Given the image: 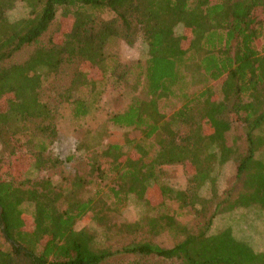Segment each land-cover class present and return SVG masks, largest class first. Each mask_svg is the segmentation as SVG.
I'll return each mask as SVG.
<instances>
[{"label": "trees", "instance_id": "obj_1", "mask_svg": "<svg viewBox=\"0 0 264 264\" xmlns=\"http://www.w3.org/2000/svg\"><path fill=\"white\" fill-rule=\"evenodd\" d=\"M18 1L29 14L11 20L7 11ZM59 8L70 22L64 34L55 38L58 24L46 44H37ZM139 37L144 60L125 64L105 51L113 39L133 44ZM34 44L25 59H14ZM84 64L101 72L96 82L112 75L148 98L109 117L130 129L118 142L89 150L98 177L93 192L78 174L0 177V264H264V250L230 227L209 232L218 214L264 208V161L257 157L264 150V0H0V167L18 146L36 170L60 164L50 150L57 110L40 90L66 65L73 68L68 94L95 96L96 82L80 78ZM174 95L183 102L167 115L158 101ZM73 102L77 116L91 108L87 99ZM177 124L187 130L178 134ZM233 126L240 142L225 136ZM228 161L240 189L221 194L215 168ZM174 164L190 166L185 188L159 181V169ZM153 194L159 199L152 204ZM131 196L158 213L112 221L110 214L121 213ZM25 202L33 207L29 226ZM88 215L102 235L76 227ZM162 233L172 236L171 246L154 241Z\"/></svg>", "mask_w": 264, "mask_h": 264}, {"label": "rangeland", "instance_id": "obj_2", "mask_svg": "<svg viewBox=\"0 0 264 264\" xmlns=\"http://www.w3.org/2000/svg\"><path fill=\"white\" fill-rule=\"evenodd\" d=\"M62 8H59L56 18L50 26L49 30L39 39L37 44H46L49 35L60 25L59 31L55 34V38L60 39L64 31L69 25V20L62 14ZM29 14L28 8L21 1H18L13 8L7 11L8 17L13 20ZM175 32L182 34V26L177 25ZM187 38V36L185 35ZM37 44L23 48L16 56V61L26 58L29 52ZM107 53L113 54L121 62L131 64L136 60H144L147 57L146 46L141 37L133 44H128L120 38L111 40L105 47ZM182 73L189 75L185 67H181ZM80 78L84 82L95 83L101 78V72L97 68H93L86 64L79 68ZM73 76V68L63 66L59 72L49 81L43 83L40 90L41 100L46 102L53 110H57L56 127L57 136L50 145L52 154L60 160V164L43 170H36L31 157L25 152V149L18 146L17 154L14 157L5 158L0 167V177L9 176L15 179L25 177L40 178L50 177L59 178L61 175L72 177L76 174L85 180H90L87 191L93 192L96 188L95 181L98 180L96 161L94 155L89 150L99 147V145L107 142H118L121 133L130 129L120 128L110 123L109 117L116 112L123 111L136 98L147 99L148 96L132 84L121 83L112 75L105 76L101 81L95 83V96L80 97L79 93L72 91L68 94V88L71 84ZM193 87H190V90ZM176 91H179L176 89ZM87 99L91 108L86 115L77 116L74 114L76 103L73 99ZM183 102V96H169L158 101L159 107L163 112L170 115ZM178 134H183L187 128L181 124L174 126ZM132 136L137 133L131 132ZM240 129L233 126L231 130L226 132L225 136L229 142L237 139L240 142ZM148 146H153L152 140L143 141ZM5 153L0 144V157H4ZM257 157L264 161V150L257 153ZM190 166L186 164H174L162 166L159 170V181L167 183L174 188L182 189L186 186L187 170ZM215 176L217 178L218 191L221 194L228 190L237 192L240 185L235 178V163L228 161L227 163L216 166ZM207 188L203 190V194L207 195ZM156 195L148 198L149 203L158 201ZM165 209V208H164ZM33 211L32 204L25 202L21 206V213L25 220V225L29 226L31 222V213ZM158 211H151L145 204L131 196L127 207L121 213H111L110 218L116 223L129 222L138 219L144 214L155 215ZM77 228L87 227L94 229L98 235H102V227L96 223V219L91 215L79 220L76 224ZM224 227H230L233 234L243 241L249 243L255 250H264V208L258 206L239 207L230 212H225L215 216L209 232L214 233ZM154 241L161 246H171L173 238L169 233H162L154 238Z\"/></svg>", "mask_w": 264, "mask_h": 264}]
</instances>
